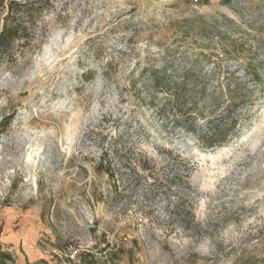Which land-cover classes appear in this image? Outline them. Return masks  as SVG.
Masks as SVG:
<instances>
[{
    "label": "rangeland",
    "instance_id": "rangeland-1",
    "mask_svg": "<svg viewBox=\"0 0 264 264\" xmlns=\"http://www.w3.org/2000/svg\"><path fill=\"white\" fill-rule=\"evenodd\" d=\"M53 5L0 62V264H264V0ZM191 63L257 101L217 150L151 105L161 71ZM130 148L194 165L185 211L178 189L129 191Z\"/></svg>",
    "mask_w": 264,
    "mask_h": 264
},
{
    "label": "trees",
    "instance_id": "trees-1",
    "mask_svg": "<svg viewBox=\"0 0 264 264\" xmlns=\"http://www.w3.org/2000/svg\"><path fill=\"white\" fill-rule=\"evenodd\" d=\"M53 4L54 0H0V11H4L0 24V62L11 57L18 46L29 45L37 19L52 10ZM161 75V80H153L156 96L151 98V105L157 108L164 121L169 120L176 132L194 139L201 149L213 151L225 147L238 138L249 123L247 113L257 101L245 84L236 82L225 90L194 63L181 71L171 72L164 68ZM159 97L162 103L157 106L155 102ZM160 151L166 153L169 160L158 167L147 155L129 149V166L124 164L129 173V191L145 187L147 196H151L155 193L169 195L173 189H178L180 196L171 205L185 211L190 204L189 180L194 165L173 150ZM125 154L116 151L121 163L127 161ZM106 171L113 179L112 170ZM0 258L8 259L9 256L0 253Z\"/></svg>",
    "mask_w": 264,
    "mask_h": 264
}]
</instances>
